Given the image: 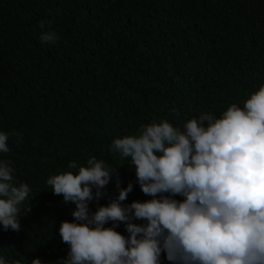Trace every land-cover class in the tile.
I'll list each match as a JSON object with an SVG mask.
<instances>
[{
  "label": "trees",
  "instance_id": "1",
  "mask_svg": "<svg viewBox=\"0 0 264 264\" xmlns=\"http://www.w3.org/2000/svg\"><path fill=\"white\" fill-rule=\"evenodd\" d=\"M42 20L53 23L41 29ZM50 30L60 39L42 42ZM142 43L147 52L138 51ZM262 84L264 0H0V131L22 134L19 142L9 136L0 160L12 162L17 186L30 187L21 230L0 224V256L63 264L70 248L59 228L75 222L76 205L53 193L49 177L78 174L96 157L117 171L91 212L118 197L117 181L133 184L122 204L151 200L112 141L142 124L220 118ZM116 230L130 235L124 223ZM160 260L171 264L166 253Z\"/></svg>",
  "mask_w": 264,
  "mask_h": 264
},
{
  "label": "clouds",
  "instance_id": "2",
  "mask_svg": "<svg viewBox=\"0 0 264 264\" xmlns=\"http://www.w3.org/2000/svg\"><path fill=\"white\" fill-rule=\"evenodd\" d=\"M52 23L42 20L39 27ZM39 38L60 39L54 30ZM10 135L22 140L20 133L0 131V153L10 151ZM110 151L131 158L141 191L153 199L124 205L133 184L122 188L117 181L118 197L91 212L89 203L107 194L117 171L96 157L78 174L49 177L53 193L76 205L75 222L59 228L70 248L63 264H161L162 252L171 264H264V84L243 107L232 103L220 118L201 114L182 127L168 120L142 124L135 135L114 139ZM68 168L76 169L77 161ZM14 172L10 160H0V224L19 232L18 216L25 208L20 205L30 187L17 186ZM177 195L184 199L172 198ZM109 222L112 226L105 227ZM120 223L128 237L116 230ZM0 264L22 260L0 256ZM31 264L43 262L36 258Z\"/></svg>",
  "mask_w": 264,
  "mask_h": 264
},
{
  "label": "water",
  "instance_id": "3",
  "mask_svg": "<svg viewBox=\"0 0 264 264\" xmlns=\"http://www.w3.org/2000/svg\"><path fill=\"white\" fill-rule=\"evenodd\" d=\"M138 51L140 52H147L148 51V48L145 47L144 43H142L138 49Z\"/></svg>",
  "mask_w": 264,
  "mask_h": 264
}]
</instances>
